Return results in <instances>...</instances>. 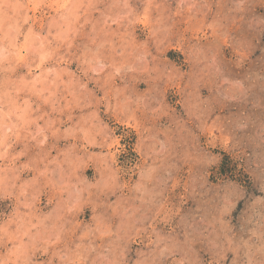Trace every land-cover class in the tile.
<instances>
[{
  "label": "rangeland",
  "instance_id": "rangeland-1",
  "mask_svg": "<svg viewBox=\"0 0 264 264\" xmlns=\"http://www.w3.org/2000/svg\"><path fill=\"white\" fill-rule=\"evenodd\" d=\"M122 3L97 0L100 11L91 13L71 50L75 56L62 65L74 73L72 79L87 82L91 95L81 103L91 101L89 106L56 113L37 101L41 111L63 121L53 125L60 134H49L43 146L22 139L9 150L24 154L14 162L16 187L0 188V221L17 207L19 185L34 178L28 198L38 196L37 214L54 212L57 195L38 170L47 164L58 178L57 165L48 161L55 158L70 171L67 155L73 182L88 192L68 217L65 228L77 227L63 234L56 245L61 252L84 245L83 264H264V0H128L130 16L119 26L111 24L108 31L116 34L108 38L117 53H125L115 59L126 58L133 70L97 83L81 71L76 57L89 45L92 24L97 30L103 25L101 12ZM146 8L147 20H138ZM117 11L128 9L116 7L111 14ZM44 23L42 31L46 17ZM39 25L37 19L34 29ZM108 53L105 45V63ZM26 73L20 65L13 76ZM63 87L61 94L67 95ZM109 89H122L131 98L125 113L108 108L103 96ZM127 109H135L134 119L127 118ZM93 112L111 137L110 148L101 146V136L87 144L81 133L75 139L63 135ZM226 156V171L220 173ZM19 210L29 211L22 204ZM97 226L107 234L101 236ZM89 228L93 232L82 239ZM11 246L0 242V254ZM54 250L38 251L32 259L60 264L51 256Z\"/></svg>",
  "mask_w": 264,
  "mask_h": 264
},
{
  "label": "clouds",
  "instance_id": "clouds-1",
  "mask_svg": "<svg viewBox=\"0 0 264 264\" xmlns=\"http://www.w3.org/2000/svg\"><path fill=\"white\" fill-rule=\"evenodd\" d=\"M96 3L97 0H0V162L8 161L7 164L0 163V188L5 190L14 188L15 181L19 179L14 162L24 153L10 155L9 152L17 141L30 139L37 145L43 146L49 134L53 137L60 134V129L53 127L59 118L53 119L49 112L41 111L42 104L49 105L51 112L63 113L68 110L70 113L74 107H87L91 103V101L81 103L82 98L91 95L87 89V82L80 83L72 79L74 73L62 65L71 63L69 57L75 56L71 50L76 47L77 38L83 34L84 25L91 23L93 11H100ZM116 7L128 11L111 14L112 9ZM37 13H40L39 17ZM130 14L128 0H123L122 4L110 5L108 13L101 12L103 25L99 30L96 23L92 24L89 45L84 46L80 56L76 57L82 65L81 71L85 75L90 74V80L100 83L103 77L104 84H107L122 71L133 70L126 58L119 61L115 59L116 56L124 57L125 53L123 50L117 53V45L108 38L116 34L108 31L111 24L119 26ZM147 16L148 8L145 9L144 15L137 19L146 21ZM45 17L47 30L42 31L45 28ZM82 17L83 21H81ZM37 19L40 20V30L33 27ZM29 21L32 23L29 24ZM132 22L134 21H129ZM24 24H29L26 32L22 31ZM91 45L96 47L93 48ZM105 45L109 48L107 63L102 57ZM20 65L27 68V73L16 78L13 73ZM139 70L145 71L146 68ZM65 75L70 79L65 80ZM104 84L100 86L104 87ZM61 85L64 86L63 92L67 95L61 94ZM32 97L36 100H32ZM61 100L64 101L63 105ZM103 100L108 108L117 113H125L127 106L132 103L131 98L124 95L122 89L105 91ZM34 103L35 108H33ZM134 113L135 109H127V118L134 119ZM68 119H72L71 114ZM40 120H44L43 125L39 123ZM33 125L35 130L32 128ZM77 133L82 134L87 144L97 143L96 137L101 136L102 140L99 142L101 146L111 147V137L105 133L104 127L96 122L95 112L87 117L82 116L76 125L66 128L63 135L65 138L71 136L75 139ZM66 162L70 171H65L61 167L63 162L55 158L48 161L55 163L59 169L58 178L55 179L52 175L54 170L49 169L47 164L43 169L38 170L39 175L45 178V185L50 186L57 195L56 208L52 213L38 215L34 208L38 196L33 195L31 199L28 198L29 188L37 182L35 178L31 182L19 185V192L16 195L17 207L12 215L0 221V242L12 244L6 253L0 254V264H36L32 257L38 251L42 255L47 254L49 248L55 249L51 256L58 257L60 264H83L86 257L79 250L84 248L87 251L84 245L78 244L75 252H61L56 249L63 234L74 232L77 227L73 225L71 229H67L65 224L71 223L68 217L79 207L84 193L88 192L87 188H82L73 182L75 169L72 161L67 159V155ZM23 167L27 168L29 165L25 164ZM10 172L14 175L9 176ZM88 194L91 195L90 192ZM20 197L25 199L21 200ZM21 204L29 211L21 212L19 210ZM95 230L100 231L99 226ZM92 232L93 229H86L82 239ZM106 234L100 231L101 236ZM47 264H52L51 258ZM109 264H115V261H110Z\"/></svg>",
  "mask_w": 264,
  "mask_h": 264
},
{
  "label": "trees",
  "instance_id": "trees-1",
  "mask_svg": "<svg viewBox=\"0 0 264 264\" xmlns=\"http://www.w3.org/2000/svg\"><path fill=\"white\" fill-rule=\"evenodd\" d=\"M226 160H228V156H226V157L224 158V161H223V163H222V165H221V167H220V173H223V172L226 171Z\"/></svg>",
  "mask_w": 264,
  "mask_h": 264
}]
</instances>
